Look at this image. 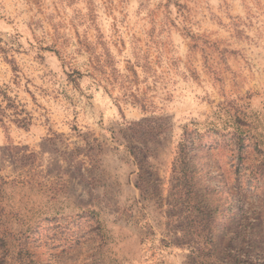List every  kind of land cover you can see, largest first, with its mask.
<instances>
[{"label": "rangeland", "instance_id": "obj_1", "mask_svg": "<svg viewBox=\"0 0 264 264\" xmlns=\"http://www.w3.org/2000/svg\"><path fill=\"white\" fill-rule=\"evenodd\" d=\"M0 264H264V0H0Z\"/></svg>", "mask_w": 264, "mask_h": 264}, {"label": "trees", "instance_id": "obj_2", "mask_svg": "<svg viewBox=\"0 0 264 264\" xmlns=\"http://www.w3.org/2000/svg\"><path fill=\"white\" fill-rule=\"evenodd\" d=\"M184 141H182L181 143H179V153L182 152V149L184 148Z\"/></svg>", "mask_w": 264, "mask_h": 264}]
</instances>
